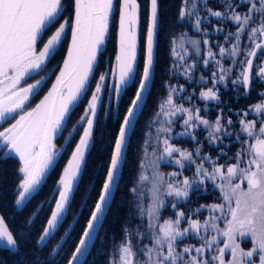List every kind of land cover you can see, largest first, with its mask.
<instances>
[{"label": "snow or ice", "instance_id": "6c2138e0", "mask_svg": "<svg viewBox=\"0 0 264 264\" xmlns=\"http://www.w3.org/2000/svg\"><path fill=\"white\" fill-rule=\"evenodd\" d=\"M116 4L117 0H71V18L61 22L62 14L67 11L64 0H0V123L19 117L10 127L0 131V152H3L0 159L14 155L21 163L19 173L22 174V179L17 185L18 194L14 201L17 208L30 202L29 198L39 190L46 174L60 156L55 143L57 138L63 139L64 133H67L69 139L64 142L69 147L73 140L79 138L55 189L58 199L46 198L25 221V226H30L45 203L51 200L54 204L38 238L37 243L41 249L62 226L70 197L82 173L85 154L95 147L94 130L99 124L97 110L102 104L101 93L106 92L110 99L119 103L127 96L126 89L134 85L124 113L117 121L110 145L109 166L103 172L100 189L68 264H81L80 257L88 249L93 234L109 210V200L125 162L129 134L134 129L138 113L142 112L146 95L151 94L155 79L154 47L159 24V0H150L142 69L137 52L141 6L138 0H119L118 52L114 57L116 68L115 71L99 74L97 77L95 70L106 51L105 43ZM221 7L223 10L208 6V0H182L178 15L179 20L192 21L195 30L203 32L205 37L207 32L202 24L204 21L211 23V18L230 21L235 26V31H229L224 37L231 43L228 49L217 45L218 52H214L212 42L207 38L203 39V44L207 47L206 58L202 63L205 67L211 63L216 70L211 73L213 86L201 91L200 98L216 101L218 104L222 101L217 84L223 83L227 87L230 82L237 88L243 86L245 91L238 93V98L239 95L248 94L254 80L264 83V0H222ZM241 7L246 10L238 11ZM201 11H205L206 15L201 16ZM214 31L221 32L224 29L215 28ZM69 36L70 45L62 66L58 68L59 75L56 76L55 83L35 107L25 110L30 99L40 94L47 80L55 73H49L26 87H21V82L47 72V64L62 46V38L68 39ZM46 37V43L38 48ZM244 38L248 41L247 47H241ZM190 44L199 56L200 41L191 40ZM181 49L183 51L178 52L173 48L172 55L184 60L183 53L188 48L182 43ZM225 56L230 58V67L227 68L222 63ZM170 67L175 75L176 66ZM182 67V75L191 81L196 62ZM233 70H237L235 78L232 77ZM110 77L117 80L111 89L106 84ZM97 79L86 110L74 122L72 115L75 108L91 91L92 84ZM200 81L204 85L208 83L203 75ZM165 86L168 88V95L159 105V113L166 118L165 125L157 130L164 134L163 154L157 159L169 158V162L179 166L181 170L186 167H193L195 170L192 177L184 176L181 180L176 178L183 176V171L171 173L169 180L154 171L153 203L147 210L151 246L143 245L136 250L131 241L127 240L119 247L118 261L114 264H264V118L249 120V111L237 113L240 117V129L233 133L229 128L235 126L234 122L223 114V110L214 121H210L200 115L199 107H184L183 104L176 103L177 94L184 91L183 86ZM260 96L261 102L252 105L250 111L264 117V92ZM180 99L191 102L192 94L180 96ZM178 115L184 127V132L179 135L188 136L200 145L195 130L203 126L207 130L209 144L223 146L215 159L207 154L201 155L202 145L189 151L171 143L169 134L172 133L174 123L171 118ZM233 137L240 147L232 157H228L224 147L229 146L224 141ZM174 154L178 156L174 157ZM221 157L232 162L218 163ZM206 163L208 167H205ZM237 178L239 182L234 184L233 180ZM141 179L147 180L148 177L142 176ZM208 183L212 184L214 190L220 191L224 203L201 205L190 210L187 216L184 211L177 209V203L189 201L192 192L207 191ZM161 187L165 196L175 198L171 207L176 210L175 218L165 219L163 223H159L160 211L165 207V200L160 195ZM205 208L209 211L206 220L201 222L192 218ZM215 213L218 215H214ZM220 221L225 225L223 228L220 227ZM182 222H186L187 227L182 228ZM209 232L214 233L210 238ZM190 233L201 241L199 247H181L182 239ZM17 235L20 240L26 238L23 233ZM68 235L69 233H64V236ZM140 235L137 233L138 237ZM221 237L224 238L223 241L220 240ZM244 238H249L252 243L249 250L241 247ZM63 239L62 236L61 240ZM213 245L216 247L213 248ZM19 247L17 236L5 223V217L0 215V248L17 252ZM55 247L60 249L61 244ZM226 253L230 255L228 260L225 259ZM140 256L144 259L140 260ZM19 264L56 262L33 254L30 260L27 256L21 257Z\"/></svg>", "mask_w": 264, "mask_h": 264}, {"label": "trees", "instance_id": "16d2710c", "mask_svg": "<svg viewBox=\"0 0 264 264\" xmlns=\"http://www.w3.org/2000/svg\"><path fill=\"white\" fill-rule=\"evenodd\" d=\"M140 3V21H141V32H140V55L139 61L142 69L144 60V47H145V36L148 25V0H138ZM182 0H159V26L157 33V45H156V69L155 79L151 87V94L148 95L145 106L134 126L132 131L125 163L122 170L121 178L118 183L115 196L108 210V213L104 219V222L99 231L98 237L94 242V245L85 261L84 264H114L117 261L118 249L127 240L131 241V244H135L138 240L137 233L145 234L144 218L139 214V207L136 201V195L133 189H135L141 170L142 155L145 150V144L147 141L148 132L151 128L152 121L155 119L159 105L163 103L165 98L167 87L166 84L176 85L181 84L185 87L187 95L192 94V104L195 107L202 108V115L211 121L215 120L217 115L223 110V114L231 118L234 122V127H230L229 131L233 133L239 132L240 125L238 123L240 117L237 113L242 111H249L247 119H259L262 117H255L250 111L252 105H256L261 102L260 93L264 92V83H257L253 81L251 90L247 95H239L243 93L245 89L243 86L237 88L235 85L229 82L228 86L225 87L223 83L218 85L220 89V100L222 103L213 102H201L198 99L200 88L203 86L207 87L212 82L211 73L214 69V65L210 64L207 69L200 66H196L194 74L196 75L195 81H189L188 79L179 78L175 68V75H173V69L170 67L174 65V57L172 55V49L176 37L180 35H188L189 37L198 38L200 41L199 47L201 53L199 56L193 54L191 60L201 59L205 54L206 45L203 44V39L208 37L212 42V48L215 52H218V46H224L226 49L231 47V43L224 39L225 35L229 31H235V26L230 21L216 20L211 18V23L204 21L202 27L206 30L207 36L205 37L203 32H196L192 26V21L179 20L178 15L181 9ZM233 2H239V0H233ZM222 0H208V6L223 10L221 7ZM67 11L62 14L61 21L69 17L71 18L72 9L69 7L71 0H64ZM238 11H245L244 7L237 9ZM200 14L206 15L205 11H201ZM216 23L223 28L224 31L215 32L213 31L212 24ZM218 25V26H219ZM116 25H114V33H110L108 40L105 45V54L99 67L95 70L97 77L99 73H102L106 67L111 69L114 63L116 54ZM50 35V33H49ZM46 38L39 43L38 48L43 47V43H46ZM68 39H62V46L58 48L57 54L47 64L48 71L45 73H52L51 78L47 80V83L43 87V90L38 96L34 98L32 104H35L48 87L51 85L59 66L61 65L66 48ZM209 40V39H208ZM241 41V47H243V41ZM219 58V57H217ZM230 59L225 56L222 59L224 65L225 61ZM178 61V60H176ZM43 73V72H42ZM235 74L233 70L232 75ZM203 75L207 78L208 83L204 85L200 81V77ZM39 76V75H38ZM38 76L33 78H26V81H32ZM95 82L92 84L91 91L87 96L82 98V101L78 103L75 108L72 120L78 121L79 117L82 116L84 105L86 107L88 100L95 88ZM134 85L129 89H126L127 96L124 97L123 101L119 103L117 108L112 104L106 115L105 101L107 99V93L104 92L102 105L99 110L98 120L99 124L94 130L95 147L87 154L84 169L81 178L77 184L72 200L69 204L67 215L62 223L60 229L54 234L46 246H38V238L42 234V229L46 223L53 203L49 200L48 203L43 205V210L39 211L36 215L34 223L30 226H25L27 221L34 209L38 206L41 201H45L46 198L56 199L57 193L55 189L58 187L57 182L60 177V173L70 155L71 147L63 153L61 161L58 162L57 167L52 171L48 178V182L44 187H40L39 190L29 198L30 202H27L22 208H17L14 201L17 197L18 190L17 185L22 179V174L19 173L20 161L14 156H9L0 159V215L5 217V223L9 229L13 231V234L17 236L20 247L17 252H13L11 249L0 248V261L3 264H19L20 258L27 256L30 260L32 255H38L42 259L47 258L49 261H54L56 264H67L81 234L84 230L86 221L88 219L89 212L92 204L95 202L96 194L100 189L101 181L103 179V172L109 166V155L111 151V141L114 136V132L117 128V121L119 117H122L124 108L127 104L128 96L132 95ZM186 95V96H187ZM82 131V130H81ZM81 134V133H80ZM197 140L202 145V152L210 156H217L221 146L211 145L207 140V132L203 128L195 130ZM77 139V138H76ZM76 141V140H74ZM177 143L183 148H189L190 151L195 149V146L200 145L195 143L188 136L181 137ZM224 151L228 157H232L233 154L240 147L239 143L235 142L234 137L228 138L224 141ZM0 157H3V152H0ZM226 157H221L219 162H222ZM183 172L190 174L194 172L193 167H186ZM56 184V185H55ZM211 183H208L210 185ZM209 190L212 189V184ZM47 188V190H46ZM208 190V191H209ZM217 190L209 191L208 193H201L194 191L190 194V200L178 203V208L184 211L194 210L201 205L209 204L214 200V197L218 195ZM85 205L87 207H85ZM163 216H171V209L165 207L162 211ZM78 221V223L76 222ZM69 233L68 236H64V233ZM18 233L26 235L24 240H20ZM143 235V236H145ZM64 237L63 241L61 237ZM61 244L60 249H56V245ZM55 250V251H53Z\"/></svg>", "mask_w": 264, "mask_h": 264}, {"label": "rangeland", "instance_id": "374dc122", "mask_svg": "<svg viewBox=\"0 0 264 264\" xmlns=\"http://www.w3.org/2000/svg\"><path fill=\"white\" fill-rule=\"evenodd\" d=\"M200 15L203 16L202 14H200ZM215 19L218 20V18H215ZM218 25L216 23H213L212 24L213 29L220 28V25L219 26ZM208 39L210 41L209 37H208ZM191 40L199 41L198 38L189 37L188 35L187 36L186 35H180V36L176 37V40H175V43H174V47L173 48H175L178 52H182L183 51L181 49V44L182 43H184L185 47L188 48V51L183 53L184 56H185L184 60H179L178 58L174 57V65L177 66L176 72L178 73V77L179 78L187 79L185 76L182 75V73L184 71V68L182 67V65L191 64V63H193V61H195L196 62V66H200V67H202L204 69H207V67L211 64L210 63L207 67H205L203 65V63H202L203 59L206 58V52H205L204 56L201 59L191 60V56L193 54H195V48L193 46H191V44H190ZM243 44H244L243 47H247L248 46V41H247L246 38L243 41ZM212 50H213V48H212ZM176 60H178V61H176ZM224 67H226V68L230 67V59H227L225 61ZM215 70L216 69H215V66H214L213 71H215ZM236 74H237V70H235V74L232 75V77L235 78ZM195 80H196V75L193 74L192 81H195ZM218 85L219 84H217L216 87H218ZM174 86H183V85L176 84ZM212 86H213V83L211 82L207 87L203 86L202 88H200L199 94H198L199 101L216 103V101H207V100H202L200 98V92L204 91L208 87H212ZM183 88H184V91L182 93H178L177 94L176 103L177 104H183L184 107H195V106H193L192 102L180 99V96H186L187 95V92H186V89H185L184 86H183ZM167 95H168V88H167V91H166L165 98L163 99V102L167 98ZM199 108L201 109L200 115L203 116L204 118L208 119L207 116L205 117L204 115H202V108L201 107H199ZM252 113L257 118L258 117H262V116H260V115H258L256 113H254V112H252ZM262 118H264V117H262ZM165 119H166L165 116L160 114L159 111H158L155 119L152 121V125H151V128H150L149 132H148L147 141H146V144H145V150H144L143 155H142L141 170H140L139 179H138L137 185H136V187L134 189L135 190L134 194L136 195L137 205L139 207V214H140V216H142L144 218V225H145V232H146V235L145 234L140 235V237L138 238V240L136 242V245L132 244L134 246V249H136V250H138L143 245L151 246V235H150V232H149V229H148L149 217H148L147 210L151 206V204L153 203V185H154V182H155L154 181V177H153L154 171H158L160 174H162L164 176V178L166 180H169V179H171V177H170L171 173L179 172V171H183L184 170V169L181 170L179 168V166L175 165L174 163L169 162V158L157 159V157H159V156H161L163 154V151H162L163 150L162 139H163V136H164L163 133L158 132L157 130L162 128L165 125ZM171 119L174 121V123L172 125V128H173L172 133L169 134L170 139H171V143L174 144L178 148L186 149V148L181 147L177 143V141L181 137H184V136L179 135L180 133L184 132L182 119L180 118L179 115L176 116V117H172ZM259 119H261V118H259ZM200 128H203V126H201ZM206 132H207V130H206ZM158 137H159V139H158ZM195 143H196V141H195ZM195 148H196V146H195ZM187 150L190 151L189 148H187ZM205 154L206 153L201 152V155H205ZM175 156H178V154H174V157ZM211 157L213 159H215L217 156H215V157L211 156ZM153 162H155V163H153ZM226 162L230 163L232 161L227 160V158L224 161H222V162L218 161V163H221V164H224ZM205 167H208L207 163L205 164ZM192 174H193V172L190 173V174H185L183 172V176L177 177L176 179L177 180H181V179H183L184 176L192 177ZM142 176H147L148 179L147 180H142L141 179ZM238 182H239V178L233 180L234 184L238 183ZM210 185H207V191H202L201 193H208L209 191H213L214 190L213 187H212L211 190H209V187H211ZM245 187H246V184H245ZM215 190L218 191L217 192L218 195L214 197V200L211 203L205 204V205L224 203L223 198H222V194L220 193V191L218 189H215ZM160 195H161V198L165 200V207H169L171 209V214H170L171 216H163L162 211H163V209L165 207L163 209H161L159 223H163V221L165 219H168V218H173L174 219L175 218L176 210H174L171 207V203L175 202V198L174 197L165 196L163 187H161V189H160ZM179 203H181V202H179ZM177 206H178V203H177ZM177 209H179V208L177 207ZM179 210H182V209H179ZM182 211H184V210H182ZM184 212H185L186 216L189 215V213H190V211H184ZM214 215H218V213H215ZM208 216H209V211L205 208V209L202 210V212L200 214L193 215L192 218L193 219H199L201 222H203L204 220H206L208 218ZM224 226L225 225H224L223 221H220V227L223 228ZM181 227L182 228L183 227H187V223L186 222H182ZM212 234H214V233L209 232L208 237L210 238V236ZM143 235H145V236H143ZM223 239H224L223 237L220 238L221 241H223ZM200 243H201V241L194 234L190 233L188 236H186V237H184L182 239L181 247H183L185 245H196L197 247H199ZM222 246H223V243L221 242L220 247H222ZM215 247H216V245H213V248H215ZM241 247L244 248L245 250H249L252 247V243H251L250 239L249 238H244L243 241L241 242ZM118 256H119V254H118ZM138 258L140 260L144 259L143 256H140ZM225 259L226 260L230 259V255L226 253ZM117 261H118V257H117Z\"/></svg>", "mask_w": 264, "mask_h": 264}, {"label": "water", "instance_id": "95a60500", "mask_svg": "<svg viewBox=\"0 0 264 264\" xmlns=\"http://www.w3.org/2000/svg\"><path fill=\"white\" fill-rule=\"evenodd\" d=\"M148 9H149V15H148V25H149V18H150V0H148ZM118 20H119V17H118ZM110 25H111V24H110ZM110 25H109V28H110ZM148 25H147V28H148ZM158 26H159V24H158ZM140 32H141V21H139V26H138V48H137V52H138V61H139V55H140ZM146 32H147V30H146ZM157 33H158V30H157ZM106 40H107V39H106ZM105 44H106V43H105ZM69 45H70V37H69V41H68L67 47H68ZM145 45H146V36H145ZM156 45H157V36H156V43H155V47H154V55H155V58H156ZM66 52H67V48H66ZM117 52H118V23H117V38H116V54H117ZM64 58H66V53H65ZM144 58H145V47H144ZM60 66H62V63H61ZM115 68H116V66H115V62H114L113 67H112V71H115ZM57 75H59V70L57 71V73H56V75H55V77H54V79H53L51 85L49 86V88L47 89V91L44 93V95L39 99V101H40L41 99H43V97H44V96L47 94V92L51 89L52 84L55 83V78H56ZM116 83H117V80H116L114 77H110V89H111ZM151 87H152V86H151ZM94 91H95V90H94ZM94 91H93V92H94ZM102 98H103V92L101 93V99H102ZM147 98H148V95H146L145 103H146V101H147ZM90 99H91V96H90L88 102L90 101ZM39 101H38L37 103H39ZM111 102H114L115 106H118V104L120 103V102L117 103L114 99H110V98L108 97L107 105H106V106H107V110L109 109V106H110ZM37 103H36V104H37ZM145 103H144V105L142 106V110H143V108H144V106H145ZM36 104H35V105H36ZM34 107H35V106H34ZM99 107H100V106H99ZM99 107H98V110H97L98 113H99ZM86 108H87V105H86ZM85 110H86V109H85ZM140 114H141V113H138V118H139ZM137 120H138V119H137ZM136 122H137V121H136ZM136 122L134 123V126H135ZM13 123H15V121H14ZM13 123H12V124H13ZM10 126H11V125H10ZM10 126H9V127H10ZM3 130H4V129H3ZM3 130H2V131H3ZM132 131H133V130H132ZM132 131H131L130 134H129V140H130V137H131ZM81 135H82V132H81ZM78 139H79V138H78ZM77 143H78V140H77L76 144H77ZM76 144H75V145H76ZM128 144H129V142H128ZM127 148H128V145L126 146L125 157H126ZM74 150H75V146L73 147V149H72V151H71V153H70V155H69V157H68V159H67V161H66V163H65V165H64V167H63V169H62V171H61L60 177H59L58 182H57V186L59 185V180H60V178L63 176V170H64V168L67 167L68 162L71 160V154H72V152H73ZM87 154H88V153L85 154V162H86ZM12 156H14V155H12ZM15 157H16V156H15ZM16 158H18V157H16ZM18 159H19V158H18ZM124 163H125V162H124ZM84 165H85V163L82 165V172H83V169H84ZM123 167H124V164L122 165L121 171H120V173H119L118 176H117L116 187L114 188V190H113V194H112V196H111V198H110V200H109V208H110L111 203H112V201H113V198H114V196H115L116 189H117L118 183H119L120 178H121V174H122ZM81 175H82V173H81ZM80 178H81V176L78 177V179H77V182H76V184H75V188H74V192H75V189H76V187H77V184H78ZM73 194H74V193H73ZM72 197H73V195L70 197V202H71V200H72ZM30 198H31V197H30ZM56 199H58V194H57ZM69 204H70V203H69ZM52 207H54V204H53ZM68 207H69V206H68ZM107 213H108V212H107ZM107 213H106V215H107ZM66 215H67V213H66ZM66 215H65V217H66ZM105 217H106V216H105ZM105 217L102 218V220H101V225L97 227V231L93 234V239L89 242L88 249H87V250L84 252V254L80 257L81 264H84V263H85V261H86L88 255H89V253H90V251H91V249H92V247H93V245H94V242L96 241V239H97V237H98L99 231H100V229H101V226H102V224H103V222H104ZM64 219H65V218H64ZM81 235H82V234H81ZM80 238H81V236H80ZM80 238H79V239H80ZM78 241H79V240H78ZM77 246H78V242H77V244H76L75 247H77ZM74 249H75V248H74ZM73 251H74V250H73ZM67 264H68V262H67Z\"/></svg>", "mask_w": 264, "mask_h": 264}, {"label": "flooded vegetation", "instance_id": "af4514ba", "mask_svg": "<svg viewBox=\"0 0 264 264\" xmlns=\"http://www.w3.org/2000/svg\"><path fill=\"white\" fill-rule=\"evenodd\" d=\"M118 6H119V0H117V4H116V7H115V9H114V13H113V16H112V18H111V20H110V28H109V35H110V33H114V25H116V29H115V33H116V35H117V23H118V17H119V11H118ZM64 19H69V17H66V18H64ZM63 21V20H62ZM61 21V22H62ZM63 39V38H62ZM113 65V64H112ZM111 69H112V67H111ZM111 69H108V67H106L105 69H104V71L102 72V73H99V74H104V73H106V72H109V71H111ZM48 74L49 73H45V72H41L40 74H39V76L37 77V78H35L34 80H30V81H26V79L24 80V81H22V83H21V87H26L28 84H32V83H35V81L37 80V79H40L41 77H46V76H48ZM96 82H98V79L96 80ZM95 82V83H96ZM106 84H107V87L110 89V78L106 81ZM94 90V89H93ZM104 93V92H103ZM34 100V98H32V99H30V101L26 104V106H25V110H31V108H33L34 106H35V104L37 103V101L35 102V104H32V101ZM107 100H108V96H107V99H106V101H105V107H106V115L108 114V111H109V109H110V107H109V109L107 110V106H106V103H107ZM112 104H114V102H112L111 104H110V106L112 105ZM114 106H115V104H114ZM116 108H117V106H115ZM84 111H85V105H84V109H83V113H84ZM83 113H82V115H83ZM19 117L18 116H16L15 117V119H18ZM15 119H9V120H7L6 122H3V123H0V131H2L3 129H5V128H7V127H9L14 121H15ZM65 139H69V137L67 136V133H64V138L62 139V138H57V140L55 141V143H56V145H57V149H58V151L60 152V156L56 159V161L54 162V164H53V166L50 168V170H49V172L46 174V177H45V180H44V182L42 183V185L40 186L41 188L42 187H44V185L48 182V178H49V176H50V174L52 173V171L57 167V164H58V162L59 161H61V159H62V156H63V153L66 151V150H68L70 147L68 146V145H66L65 144V142H64V140ZM76 141H72V147H71V151H72V149H73V147L75 146V144H76V142H77V140H78V137H77V139H75ZM71 153V152H70ZM10 156H12V155H10ZM15 157V156H14ZM20 167H21V163H20ZM61 174V173H60ZM21 181V180H20ZM57 184V183H56ZM55 184V185H56ZM46 190H47V188H46ZM44 201V200H43ZM42 202V201H41ZM40 202V203H41ZM39 203V204H40ZM38 204V205H39ZM38 207V206H37ZM36 207V208H37Z\"/></svg>", "mask_w": 264, "mask_h": 264}]
</instances>
